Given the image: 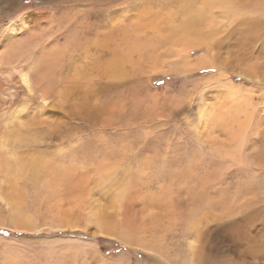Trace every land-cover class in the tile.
Returning a JSON list of instances; mask_svg holds the SVG:
<instances>
[{"label":"rangeland","instance_id":"374dc122","mask_svg":"<svg viewBox=\"0 0 264 264\" xmlns=\"http://www.w3.org/2000/svg\"><path fill=\"white\" fill-rule=\"evenodd\" d=\"M231 1L0 0V264H264L231 212L264 206V27L225 40Z\"/></svg>","mask_w":264,"mask_h":264},{"label":"bare ground","instance_id":"6f19581e","mask_svg":"<svg viewBox=\"0 0 264 264\" xmlns=\"http://www.w3.org/2000/svg\"><path fill=\"white\" fill-rule=\"evenodd\" d=\"M244 1H252V0H238V4L234 3L233 5L231 4L230 7H229V10L227 9L226 11H228L227 13H229L227 16V21H228V29L226 31V34H225V40L226 39H229L231 40L233 37H237L238 39L240 38L239 35L240 33H246L250 28L251 30L252 29H255L259 26H261V28L264 27V8H261V4L258 2L259 0H253V4L255 6H252V7H245L243 4ZM229 2H232L231 0H229ZM242 2V4H241ZM179 3V1H178ZM172 5H174L173 1H171L170 3ZM225 4V3H224ZM251 4V3H249ZM177 5V4H176ZM246 5V4H245ZM178 7V6H177ZM253 7H255V9H253ZM186 8V7H185ZM250 8L252 9L251 10V14H255V18H251V19H244L247 15L245 14L247 11H250ZM202 9V8H201ZM171 10V9H170ZM201 11V10H200ZM244 17V18H243ZM243 18V19H241ZM216 19V18H215ZM208 20V19H207ZM225 21V20H224ZM206 23V22H205ZM207 26V25H206ZM249 28V29H248ZM183 31V30H182ZM211 31V30H210ZM209 31V32H210ZM224 31V30H223ZM222 31V32H223ZM178 32V31H177ZM180 32V31H179ZM225 32V31H224ZM214 35V34H213ZM211 36V35H210ZM261 38V37H260ZM249 39V38H248ZM89 42V41H88ZM236 42V41H235ZM240 42L242 45H244L245 41L242 40V37H241V40L238 41ZM227 43V42H225ZM139 44V43H138ZM210 44V43H209ZM223 42H218L217 41V45L213 46V48L215 50H217L218 52H220L219 50L221 49V46H222ZM88 45V44H87ZM236 45V44H235ZM234 46V45H233ZM238 46V45H236ZM211 48V47H210ZM220 48V49H219ZM97 49V47H96ZM100 49V47H99ZM115 49V48H114ZM121 49V48H120ZM219 49V50H218ZM117 50V49H116ZM212 50V49H211ZM103 50H101L100 52H102ZM217 52V53H218ZM96 53V52H95ZM111 53H113L111 51ZM97 54V53H96ZM108 55H112L115 57L114 54H108V53H104L102 52V54L100 55L101 57H107ZM188 55V54H187ZM237 55V54H236ZM235 55V56H236ZM73 56V55H72ZM76 56V54H75ZM113 57V58H114ZM73 59V58H72ZM239 59V58H238ZM102 62V61H101ZM110 67V66H109ZM110 71V70H109ZM99 72V71H98ZM28 74V73H27ZM62 75V74H61ZM27 76V75H26ZM26 76H23L22 80L24 82V84L30 88L29 86V82H27V77ZM94 76V75H93ZM61 77V76H60ZM77 77V76H76ZM98 77L99 78H102V79H110V78H113V76L110 74H105L103 72H99L98 73ZM64 78V77H63ZM75 78V77H74ZM82 78V77H81ZM84 78V77H83ZM89 78V77H88ZM94 78V77H93ZM97 78V77H96ZM67 79V78H66ZM65 79V80H66ZM80 79V78H79ZM63 80L62 78H60L58 80V83H65L66 81ZM75 80V79H74ZM73 80V81H74ZM82 80V79H81ZM111 80V79H110ZM88 81V80H86ZM91 81V79H90ZM101 81V80H99ZM71 82V81H70ZM78 82V81H77ZM77 84V83H76ZM80 84V83H79ZM87 84V83H86ZM89 84V83H88ZM91 84V83H90ZM104 84V83H103ZM83 85V84H82ZM102 85V84H101ZM81 86V85H80ZM88 86V85H87ZM84 87V86H83ZM95 87V86H94ZM115 87V86H114ZM58 88V87H57ZM73 88V87H72ZM75 88V87H74ZM102 88V87H101ZM108 88H112V87H106ZM91 89V88H90ZM89 89V90H90ZM100 89V87H99ZM101 90V89H100ZM99 90V92H100ZM81 90L79 89V87L77 86L75 89L72 90L71 92V97H83L85 99V97H91V93L86 90ZM96 91V90H95ZM102 92V91H101ZM104 92V91H103ZM98 93V92H97ZM96 92L93 93L94 95L92 97H102V94H97ZM69 94V93H68ZM66 94V95H68ZM42 98L44 99L43 101L46 103L47 100H49L50 97H48L47 93H44L41 95ZM62 97V96H61ZM69 98V97H66V99ZM79 101V100H78ZM70 102V101H68ZM83 102V101H82ZM100 102V101H99ZM84 103V102H83ZM81 106V105H80ZM69 113V111H68ZM70 116V114H69ZM257 199H259V197H257ZM248 200V199H247ZM241 201V200H240ZM235 202L233 205H232V213H235V214H239L240 212L242 211H248L249 213H247L243 218H242V223H245L246 225H248L249 229H252L254 230V227L256 225V223L258 224L257 222V219H258V215H260L261 213L264 214V206H259L260 204H262L261 202L259 203V201H254L252 199L248 200V201H245V202ZM227 215V213H225ZM229 215V214H228ZM263 219H261V227H259L260 229L257 231L256 233V236L254 238H251L249 235H247V233L245 232L243 235H241L239 238H238V242L239 244L241 245V247H243L241 249V254L240 256L244 257V258H250L251 260L254 261H260V260H263L264 259V217H262ZM256 221V223H255ZM259 225V224H258ZM257 230V229H256ZM256 232V231H255ZM252 243V244H251ZM264 261V260H263ZM262 261V262H263ZM232 261H230V263H227V264H235V262L231 263ZM239 264V263H238ZM240 264H243V263H240ZM256 264V262H255Z\"/></svg>","mask_w":264,"mask_h":264}]
</instances>
